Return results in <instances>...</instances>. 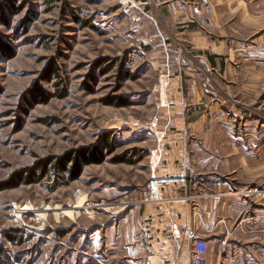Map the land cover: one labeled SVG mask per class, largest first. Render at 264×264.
<instances>
[{
  "label": "rangeland",
  "instance_id": "rangeland-1",
  "mask_svg": "<svg viewBox=\"0 0 264 264\" xmlns=\"http://www.w3.org/2000/svg\"><path fill=\"white\" fill-rule=\"evenodd\" d=\"M157 1L0 0V40L12 50L0 53V185L11 187L0 191V264L131 263L121 244L134 219L124 216L146 189L167 109L160 50L196 57L175 37L181 3ZM210 2L232 43L264 35V0ZM98 149L103 156L70 182L56 172L40 184L14 180ZM246 243L232 264H264V233Z\"/></svg>",
  "mask_w": 264,
  "mask_h": 264
},
{
  "label": "crops",
  "instance_id": "crops-1",
  "mask_svg": "<svg viewBox=\"0 0 264 264\" xmlns=\"http://www.w3.org/2000/svg\"><path fill=\"white\" fill-rule=\"evenodd\" d=\"M159 1L181 3L172 11L183 22L175 37L196 57L160 50L167 109L157 120L162 132L148 158L146 189L124 216L125 224L134 219L121 244L124 259L192 264L195 239H203L208 264H232L236 249L245 250L239 243L264 233L253 229L264 223V193L257 195L264 192V35L255 44L232 43L230 29L216 26L210 0ZM209 18V28L202 26ZM154 169L163 173L166 201L144 203Z\"/></svg>",
  "mask_w": 264,
  "mask_h": 264
},
{
  "label": "trees",
  "instance_id": "trees-1",
  "mask_svg": "<svg viewBox=\"0 0 264 264\" xmlns=\"http://www.w3.org/2000/svg\"><path fill=\"white\" fill-rule=\"evenodd\" d=\"M12 9L16 10L15 7H12ZM4 16V15H3ZM2 16V17H3ZM12 53V50L10 48V45L1 42L0 40V53L7 56V54ZM112 146L111 144L108 145V148L110 149ZM77 155V156H76ZM99 156H103V154L99 153V149L96 150L94 153H87V152H82V153H77L72 156H68L64 160H45L39 167L35 169H31L27 171L25 174H19L14 180L17 181V184L19 185L22 184H40L43 179H47L48 176H50L49 179L51 178L52 172H56L59 177L64 178L63 176L68 175V180L69 182L72 180H75L79 178L82 174L83 168L85 166L94 164L96 162L97 158ZM117 163H123L125 162L126 164H137L134 161L128 159V158H116L115 160ZM69 164H72V167L69 168ZM52 168V170H51ZM66 182V181H65ZM68 183V181H67ZM11 187L8 185V183L1 184L0 185V191L4 190H9Z\"/></svg>",
  "mask_w": 264,
  "mask_h": 264
},
{
  "label": "built area",
  "instance_id": "built-area-1",
  "mask_svg": "<svg viewBox=\"0 0 264 264\" xmlns=\"http://www.w3.org/2000/svg\"><path fill=\"white\" fill-rule=\"evenodd\" d=\"M163 177V173L159 172L158 170L154 169L152 171L150 178V192L148 197L143 200L144 203H160L166 201L160 189V183L163 180ZM226 246L227 243L224 242L222 244V254L226 253ZM208 252V243L203 239H195L192 247V264H208Z\"/></svg>",
  "mask_w": 264,
  "mask_h": 264
},
{
  "label": "bare ground",
  "instance_id": "bare-ground-1",
  "mask_svg": "<svg viewBox=\"0 0 264 264\" xmlns=\"http://www.w3.org/2000/svg\"><path fill=\"white\" fill-rule=\"evenodd\" d=\"M119 126H121V125H119ZM123 126V125H122ZM108 211V210H107Z\"/></svg>",
  "mask_w": 264,
  "mask_h": 264
}]
</instances>
